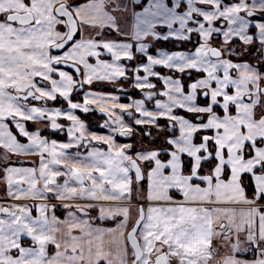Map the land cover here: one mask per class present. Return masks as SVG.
<instances>
[{
  "label": "snow or ice",
  "instance_id": "6c2138e0",
  "mask_svg": "<svg viewBox=\"0 0 264 264\" xmlns=\"http://www.w3.org/2000/svg\"><path fill=\"white\" fill-rule=\"evenodd\" d=\"M260 65L264 0H0V158L36 157L0 172V264H264Z\"/></svg>",
  "mask_w": 264,
  "mask_h": 264
},
{
  "label": "crops",
  "instance_id": "0c3cea01",
  "mask_svg": "<svg viewBox=\"0 0 264 264\" xmlns=\"http://www.w3.org/2000/svg\"><path fill=\"white\" fill-rule=\"evenodd\" d=\"M85 1H82L80 3H84ZM227 2H232V0H227ZM257 20L260 19V17H256ZM236 47L238 50H240V48L242 47L239 42L236 43ZM252 63V62H251ZM254 64V63H253ZM263 71V70H262ZM97 88H100L104 91H112L114 90L113 87L115 88L116 85H113V84H105V85H97L96 86ZM123 94H121L122 96ZM141 97H136V98H133V99H139ZM121 103H128V102H124V101H120ZM50 107H59V106H50ZM149 107H151V105H149ZM66 108V107H64ZM127 116H125V120L128 121L129 123L131 122L129 120V118H126ZM161 125H165L166 124V121H160ZM135 128V126H134ZM90 130V129H89ZM90 131H93V130H90ZM94 132H97L98 134H107V129L106 131H101V132H98V131H94ZM157 135V130L155 129H152V136H149V137H142L141 133L136 130L135 131V134L131 137H121V136H117L116 139H117V142L118 143H132L133 146H134V149L135 150H139L141 148H151V147H160L159 144L163 142L164 138H165V134L164 133H159V139L157 140H153V137ZM20 158L22 159H28V156H20ZM30 159V158H29ZM15 166H20V165H15ZM145 184H146V181H145ZM147 186V185H146ZM146 186H145V189H146ZM140 188H138V195L136 197L133 198V206H136V200H137V197L138 196H143V195H146V192L144 191L145 189H141V186L139 185ZM173 197L176 198V199H179L180 196L176 193H172ZM1 198H5L3 200H6L4 201L5 204L7 203H10L11 201L8 200L7 197H4L3 196H0V199ZM55 200H51V203H54ZM22 203H31V201H21ZM261 203H264V201H262ZM0 204H2V201L0 202ZM57 212V215L60 216L61 218H63V215H64V212L65 210L61 207V208H57L56 210ZM91 215H96V212L93 211ZM119 219V218H118ZM118 219L116 221H112V220H109V221H105V222H100V221H96L97 225L99 226H103V227H115L116 223L118 222ZM135 219V215L132 216V221H134ZM131 226V222L129 224V227ZM219 246V245H218ZM51 251H54V249H50V252Z\"/></svg>",
  "mask_w": 264,
  "mask_h": 264
},
{
  "label": "flooded vegetation",
  "instance_id": "af4514ba",
  "mask_svg": "<svg viewBox=\"0 0 264 264\" xmlns=\"http://www.w3.org/2000/svg\"><path fill=\"white\" fill-rule=\"evenodd\" d=\"M250 56H251V55L247 54V57H248V58H249ZM246 59H247V58H246ZM250 62L256 64V62H254V61H252V60H250ZM61 67H63V66H61ZM261 70L264 71V68H261ZM120 86H122V87H124L125 89H127V92L124 93V94L121 96V101L128 102V101H129V100H128V97H129V96L132 97V98L141 97V94H140L139 90H136V89H134V88L131 87V81H128V82H123V81H121L120 84L116 85L115 88L120 87ZM115 88L113 87V89H115ZM73 99H74V101H81V96H80V95H74V96H73ZM81 102H82V101H81ZM31 103H38V102H31ZM48 103H49V106H59V107H66V106H67V105H66V102H64L61 98H58L57 101H50V102H48ZM76 114H77L78 116H80V118H81L82 120H84V121L86 122V124L89 126V129H90V130L98 131V132L106 131V129H101V128L99 127V125H100L101 123H103V121H104V119H105V117H104L102 114H100L99 112H91V113H87V114H85V113H82V112H80L79 110H77ZM85 116H88V117H89V121H87V119L85 118ZM126 118H128V117H126ZM59 122H60V123H63V124H67V123H68L67 121H64V120H62V119H61ZM28 127L30 128V130H32V129H35V128H37V127H43V125H40V124H34V123H32V122H28ZM45 131H46V132H51L50 130H45ZM45 131H44V132H45ZM107 131H108V130H107ZM42 134L45 135V136H48L50 139H57L58 141H62V140H66V139H67L66 133H58V132H57L58 135H60V136L64 135V136H65V138H63V139H62V138H58V137H52V136L48 135L47 133H42ZM14 157H15V158L18 157V161H22V158H20V156H15V155H14ZM140 186H141V189H142V190L145 189V186H146L145 182H143ZM3 199H5V198H1V199H0V202L2 201V204H5L4 201H6V200H3ZM53 200H54V199H53ZM54 203L57 204V205H59L60 202H58V201H54ZM58 208H61V207H58ZM214 247H216V246L214 245ZM219 247H220V245H219L217 248H219ZM226 251H227V249L224 250L223 252H226ZM223 252H221L220 254L222 255ZM245 256L248 257V258H252L251 255H248L247 253L245 254Z\"/></svg>",
  "mask_w": 264,
  "mask_h": 264
},
{
  "label": "rangeland",
  "instance_id": "374dc122",
  "mask_svg": "<svg viewBox=\"0 0 264 264\" xmlns=\"http://www.w3.org/2000/svg\"><path fill=\"white\" fill-rule=\"evenodd\" d=\"M69 2L73 3V0H69ZM78 3H80V2H78ZM2 152H3V150L0 149V153H2ZM14 161H18V157L15 158L14 155H9V158L7 160L0 158V172L3 171V165L14 162ZM22 161L31 162V163H25L23 166H34V164L36 162V157L28 156V159H22ZM138 188H140L139 185L134 186L133 191H132V197L133 198L139 194L138 190H137ZM3 195H4V197H7L6 186L2 181H0V196H3ZM91 214H92V212L90 213V215ZM218 245H219V243L217 242L215 244V246L218 247ZM224 250H226V249H223L221 252H223ZM246 258H248V257H246Z\"/></svg>",
  "mask_w": 264,
  "mask_h": 264
},
{
  "label": "trees",
  "instance_id": "16d2710c",
  "mask_svg": "<svg viewBox=\"0 0 264 264\" xmlns=\"http://www.w3.org/2000/svg\"><path fill=\"white\" fill-rule=\"evenodd\" d=\"M82 1H85V0H73V3H78V2H82ZM159 46H161V47H171V45L170 44H164V43H161ZM249 55H252V53H248ZM248 59V57H247V55L245 56V59ZM252 61H254V62H256L257 63V61L256 60H254V59H252ZM260 67L261 68H264V65H260ZM85 118L87 119V121H89V117L88 116H85ZM43 133H47L48 135H50V136H52V137H58V138H65V136L64 135H62V136H60V135H58L57 133H53V132H43ZM163 146V142L162 143H160L159 144V146ZM246 183H247V180L245 181ZM249 194H251V193H249Z\"/></svg>",
  "mask_w": 264,
  "mask_h": 264
},
{
  "label": "built area",
  "instance_id": "2783aa9c",
  "mask_svg": "<svg viewBox=\"0 0 264 264\" xmlns=\"http://www.w3.org/2000/svg\"><path fill=\"white\" fill-rule=\"evenodd\" d=\"M248 255H251V254H248Z\"/></svg>",
  "mask_w": 264,
  "mask_h": 264
}]
</instances>
